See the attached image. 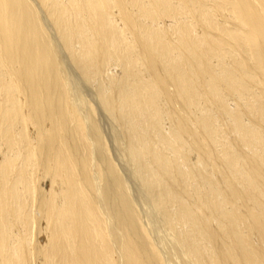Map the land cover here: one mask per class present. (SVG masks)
<instances>
[{
  "label": "bare ground",
  "instance_id": "obj_1",
  "mask_svg": "<svg viewBox=\"0 0 264 264\" xmlns=\"http://www.w3.org/2000/svg\"><path fill=\"white\" fill-rule=\"evenodd\" d=\"M0 264H264V0H0Z\"/></svg>",
  "mask_w": 264,
  "mask_h": 264
}]
</instances>
